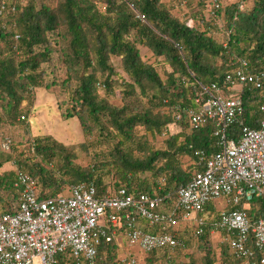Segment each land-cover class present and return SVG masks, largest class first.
Returning a JSON list of instances; mask_svg holds the SVG:
<instances>
[{"label": "trees", "instance_id": "16d2710c", "mask_svg": "<svg viewBox=\"0 0 264 264\" xmlns=\"http://www.w3.org/2000/svg\"><path fill=\"white\" fill-rule=\"evenodd\" d=\"M52 1L56 5L48 0H29L26 6L0 0V121L27 120L25 113L31 109L20 108L23 102L35 98V89L59 86L60 93L67 94L59 103L64 119L77 117L86 137L97 131L106 141H119L112 161L102 160L84 168L73 163V147L52 136L29 140L30 147L23 149L16 161L35 179L39 198L62 192L63 185H67L64 193H68L72 184L80 182L94 183L98 195L125 187L134 194L163 196L203 170L201 155L218 150L217 138L210 125L195 129L185 109L195 106L201 84L217 82L227 94L225 76L242 58L264 72V0H253L237 11L240 0L229 5L225 0H187L188 12L183 18L172 12L174 3L164 0ZM3 4L5 9L1 11ZM218 33L225 34V43H220ZM140 46L152 52L153 62L144 60ZM111 56L121 58L127 74L122 82L113 78L117 72ZM162 65L170 67L165 79L157 69ZM58 67L65 72L62 80L56 73ZM117 87L123 94L120 108L109 102ZM101 89L105 96L100 95ZM240 95L248 122L257 126L258 103L264 96L244 88ZM176 107L182 108L180 120L176 119ZM140 126L145 128V135L136 134ZM233 132L239 133L237 127L230 131L231 136ZM150 135L164 136L166 147L135 156L137 150L150 149ZM3 151L0 168L12 160V154ZM185 156L192 159L188 168L181 161ZM106 170L111 181L104 178ZM138 173L153 174V184L144 176L135 180ZM16 180L15 169L0 171L1 212L16 209L12 204L20 195ZM207 208L211 211L209 205ZM248 212L253 219L263 215L264 197H255ZM140 225L147 229L146 224ZM212 227L210 223L202 235H192L202 241L203 263L238 264L226 241H221L220 253L213 251ZM118 252L117 237L102 241L97 264H122ZM147 254L146 264H164L170 250L156 249ZM57 264L76 263L61 254ZM190 264L199 263L192 259Z\"/></svg>", "mask_w": 264, "mask_h": 264}, {"label": "built area", "instance_id": "2783aa9c", "mask_svg": "<svg viewBox=\"0 0 264 264\" xmlns=\"http://www.w3.org/2000/svg\"><path fill=\"white\" fill-rule=\"evenodd\" d=\"M249 1L240 0L236 11L244 10ZM225 83L227 94L217 82L201 84L195 106L185 109L195 129L212 126L218 150L209 156L202 153L204 169L166 195L134 194L125 187L98 195L94 183L80 182L68 193L40 199L33 176L18 167L16 209L0 213V264H57L61 254L76 264H97L102 241L114 240L120 231L128 249L122 260L140 264L133 252L136 247L145 254L156 249L172 252L184 245L179 231L190 229L200 236L210 223L211 233H219L229 244L238 264H264V214L253 219L248 212L255 197H264V98L253 126L240 95L244 88L264 96V72L242 58L226 74ZM181 110L176 107L177 120ZM236 127L239 133L231 136ZM12 145L11 135L2 137V150L11 152ZM219 198H227L233 207L216 218L207 207ZM156 226L159 229L151 230ZM164 264H173L171 254Z\"/></svg>", "mask_w": 264, "mask_h": 264}, {"label": "rangeland", "instance_id": "374dc122", "mask_svg": "<svg viewBox=\"0 0 264 264\" xmlns=\"http://www.w3.org/2000/svg\"><path fill=\"white\" fill-rule=\"evenodd\" d=\"M13 1L18 2L21 6H26L29 2V0H13ZM48 1L51 5H56L55 1L52 0H48ZM94 1L99 2L100 0H94ZM100 6L104 7L103 4H100ZM216 37L218 38L220 43L226 41L225 34L223 33H218ZM140 48L144 60H147L149 62H153L155 60L150 50L142 46H140ZM110 62L112 63V65H114L115 71L117 72V75H115L113 78L116 81H120V82H122L123 79H127V74L124 72L122 68L121 58L116 56H111ZM157 69L160 75L162 76V78L165 79L166 73L167 71L170 70V67L168 65L167 66L162 65V66H157ZM56 73L58 75L59 80H62L65 77L64 76L65 72L62 68L59 67L56 68ZM100 95L102 96L106 95L103 89L100 90ZM122 95L123 94L122 91L120 90V87H117L115 94L109 97V102L118 108L122 107L123 105ZM66 97L67 94L60 93L59 86L53 90L52 89L48 90L46 88L35 89V98L33 100H28L23 102L20 108L22 109V111L31 109V112L25 113L27 115V120L21 121L19 123L0 121V141L2 137H4L5 135H12L14 139V146L12 148V151L8 152L12 154V160L10 162H7L4 168H0V171L4 169L16 170L18 167H20L18 163L17 165H14L12 162L14 160L16 161V158L22 153L23 149L25 148L27 149V147H30V141H33L37 136H41V135H50L57 141H60L65 145H68V147H73V150L76 154L73 163L77 166L88 168L91 165H93L95 162L100 163L102 160L103 161L113 160L114 157L113 155L116 154L114 147L116 143H118L119 138L106 141L102 136L99 135L97 131L94 132V135L90 137H86L77 117L70 119L63 118L62 116L63 111L59 108V103L60 101L66 99ZM129 100L134 101L135 99H129ZM146 101L147 100L144 99V102ZM161 110L163 112V108ZM2 118H3V111L0 105V120ZM177 129L178 128H176V130ZM135 131L136 134L140 136L145 135L146 133L145 128L142 126L137 127ZM166 144L167 143L164 136L157 135L156 137H153L150 135L149 136L150 149L148 151L137 150L136 152H134V155L144 156L146 152H149L153 149L165 148ZM0 151H3L1 149V146H0ZM160 161L163 162L162 160ZM181 161L183 166L187 168L190 166V164H192L191 163L192 159L189 156L183 157ZM161 162H159V164H161ZM103 175L104 178L107 179V181H111L112 176L111 174H109L108 170L104 171ZM141 176L146 177L149 183L151 185L153 184L155 178L153 174L145 173L142 174ZM141 176L138 173L137 175L134 176L135 180L136 179L138 180V178ZM66 187L67 185H63L62 192L60 193L67 192ZM17 202H18L17 199L13 201L12 204L14 207L17 206ZM209 207L211 208V212H215V215H217L216 213H219L225 209H230L233 206L229 204L227 198H219L212 200L209 203ZM178 234H179L178 236L180 237V241L182 243L184 242L183 243L184 246H181L173 250L172 252L170 251V254L172 255V261L175 264H190V262L193 259L198 261L199 264H204L203 257L205 252L203 246L202 245L200 246V243H202V241L193 237L190 229L179 231ZM124 236L125 234L123 232L121 231L118 232L117 238L118 237L120 238L119 240L117 239L119 245V252L117 259L122 264H126V262H124L122 259L125 258L128 252L126 246L127 241H126V237ZM220 239H221L220 236L217 235L216 233H213L211 235L212 249L214 252L217 253L221 252L222 242L220 241ZM135 249L133 251H135ZM138 250L140 249L137 247V251ZM147 257L148 254L142 253V256L139 257L141 259L140 264H146Z\"/></svg>", "mask_w": 264, "mask_h": 264}, {"label": "crops", "instance_id": "0c3cea01", "mask_svg": "<svg viewBox=\"0 0 264 264\" xmlns=\"http://www.w3.org/2000/svg\"><path fill=\"white\" fill-rule=\"evenodd\" d=\"M164 2L165 3H168V4H172V3H174V8H173V10H172V12L173 13H175L177 16H179V17H181V18H183V17H186L187 16V12H188V4H187V0H183V1H179V3H178V1L177 0H174V1H172V0H164ZM235 2H237V0H225V4L226 5H229V4H231V3H235ZM249 4H252V1L250 0L249 2H248ZM193 23V22H192ZM211 234H213V233H211ZM217 235H219L220 236V234L219 233H216ZM222 236H225L223 233H222ZM125 237V236H124ZM119 238L120 237H118L117 239L119 240ZM220 241H221V239H220ZM137 256H139V257H141L142 256V251L141 250H138L137 251V247H136V249H135V251H133ZM141 260V259H140Z\"/></svg>", "mask_w": 264, "mask_h": 264}]
</instances>
